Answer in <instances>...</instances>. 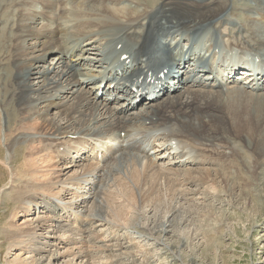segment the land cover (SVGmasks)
<instances>
[{"label": "bare ground", "instance_id": "1", "mask_svg": "<svg viewBox=\"0 0 264 264\" xmlns=\"http://www.w3.org/2000/svg\"><path fill=\"white\" fill-rule=\"evenodd\" d=\"M252 1L0 0V75L8 78L7 83L13 81L12 95L18 103L17 113H10L0 103L4 122L1 138L5 141L14 135L10 144L9 138L3 141L9 151L0 161L10 170V187L25 180L21 178L24 173L30 178L20 185L23 190L13 195L18 205L13 206L12 214L24 209L31 212L43 202L41 196L51 193L64 200L110 156L128 150L129 155L134 153L133 164L146 162L162 172H185L184 185L194 182L208 187L215 183L212 188L218 191L221 186L240 187L239 164L244 150L240 142H245L243 146L254 156L264 157V146L258 143V135H264V94H254L264 90V73L249 75L250 82L239 81L230 73L231 82H225L219 78L223 71L215 72V63L222 58L242 62L247 56L264 57V0ZM111 45L114 47L106 55ZM6 65L7 74L2 73ZM163 75L168 79L163 89L166 93L136 107V96L130 91L147 81L163 82L159 78ZM105 82L104 91L110 97L99 98L98 90ZM112 95L115 100H111ZM229 123L234 126L230 144L224 137ZM158 130L165 132L155 135L157 155L144 156L140 162L136 155L140 147L129 141L137 133ZM18 147L22 173L13 171L10 164L11 149ZM102 149L105 153L100 160ZM77 166L80 172L68 175ZM145 170L138 166L136 177L146 179ZM9 184L0 187V197ZM196 191L186 188L180 193L188 196L194 192L192 198L202 194ZM210 193L206 190L202 197L209 198ZM78 196L73 194V201ZM49 213L55 211L37 216L33 227L27 224L8 230L9 248L22 251L30 246L29 241L35 246L40 243L30 249L40 255L35 260H43L54 250L46 246L60 244L46 238L42 230L54 221L65 222L59 229H72L75 225L67 221L75 219L84 234L77 239L78 247L87 242L95 252L111 251L96 245L101 237L96 220ZM105 224L112 225L108 220ZM121 232L114 229L110 236H124ZM61 254L57 251L48 263L62 261Z\"/></svg>", "mask_w": 264, "mask_h": 264}, {"label": "rangeland", "instance_id": "2", "mask_svg": "<svg viewBox=\"0 0 264 264\" xmlns=\"http://www.w3.org/2000/svg\"><path fill=\"white\" fill-rule=\"evenodd\" d=\"M251 2L253 3L252 0ZM237 5L245 6L242 2H238ZM4 68L2 73L7 74L9 66L6 65ZM32 79L34 80V75ZM7 80V77L0 75V101H2L0 103L4 109H9L10 113H17L18 103L12 95L15 85L13 81L7 83ZM226 90L227 88L224 89ZM254 94L263 95L264 90ZM0 115V156L4 159L9 150L2 144L4 141L1 138L3 136L1 127L4 124L3 111H0ZM233 127L229 123L227 132L224 134L225 141L229 144L232 143ZM160 132L163 131H157V133ZM11 136L6 138V140L9 138L7 141L9 144L14 138V135ZM233 142L238 145L235 139ZM258 143L264 146V135H258ZM240 144L244 150L239 164L240 187L237 186L236 189L229 185L227 188L224 186L225 189L219 185L221 189L218 191L212 188L215 183L209 185L210 188L209 186H196L194 182L184 185L188 177L185 172L173 170L162 172L157 166L141 162L144 156H156L154 149L147 144L143 145V148L148 153L136 154L141 162L140 165L132 163L134 153L129 155L130 150L120 151V154L117 153L110 158L112 160L100 166L96 174L87 175L88 181L81 183V190L76 189L79 186H74L76 192L67 193L64 200L54 198L52 193L41 196L43 202L38 206H33L31 212L28 213L24 209L23 214L17 211L16 214L13 213L14 215L12 210L15 204L18 205L14 197L15 192L18 189L23 190L20 185L30 182V178L26 177V173L23 174L24 176L20 174L25 180L18 184L16 181L15 185L10 187V170L1 160L0 187L9 185L4 189L3 197H0V264H74L75 261L80 264H264V166L260 167L264 157L254 156L246 146H243L245 142H240ZM24 145L21 144L20 147ZM11 150L13 153L11 167L13 171L15 168L22 173L18 161L22 151H19V147ZM170 165L175 169L180 167L179 164ZM138 166L146 168V179L136 177L135 170ZM196 166L198 165L193 167ZM74 170L80 172V166L72 169L68 175ZM66 177L67 175H64L62 179L65 180ZM186 188L194 192L198 190L196 192L202 194L196 193L192 198L194 192H191L190 195L185 196L180 193V190ZM227 189V194L231 192V197L227 194L222 195ZM206 190L212 195L204 199L202 196ZM73 194L81 196L73 201ZM59 206L65 207L66 210L63 211ZM45 211H55V213H49L54 216L63 214L66 217L69 215L74 218L83 217L84 221L87 218L96 220L95 228L101 237L95 244L103 245V248L109 247L111 251L95 252L96 248L87 242L82 243L83 248L78 247L77 239L82 238L84 234L75 219L67 221L75 225L72 229H59L65 222L54 221L49 222L50 227L42 230L48 236L46 238H51L60 244L58 247L46 246V249L54 250L48 253L43 260H35L40 255L31 252L32 249H30L40 246V243L35 246L29 241L30 246H25L22 251L14 247L10 249L11 239L7 237L6 232L11 231L12 228L17 229L18 226L24 225L25 227L27 224L33 227L32 222L45 214ZM104 220H108L112 225L105 224ZM113 228L122 230L121 233L124 236H113L112 238L110 234ZM49 232H53L54 235ZM59 235L63 237L59 238ZM53 236L55 238H52ZM57 251L62 252L63 260L48 263L50 256L57 254ZM126 253L127 257L128 255L131 257L132 254L136 259L133 256L132 259L124 257ZM33 254L37 257L34 258ZM120 254H124L123 257L119 256V258Z\"/></svg>", "mask_w": 264, "mask_h": 264}]
</instances>
